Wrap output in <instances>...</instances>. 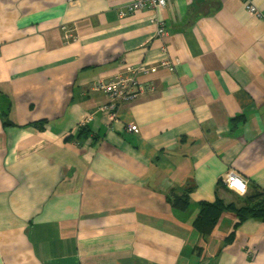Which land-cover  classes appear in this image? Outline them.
Returning <instances> with one entry per match:
<instances>
[{"label":"crops","instance_id":"1","mask_svg":"<svg viewBox=\"0 0 264 264\" xmlns=\"http://www.w3.org/2000/svg\"><path fill=\"white\" fill-rule=\"evenodd\" d=\"M131 1L0 0V113L8 102L13 124L0 119V264H264V223L234 229L224 213L207 237L192 227L199 202L243 196L231 173L264 192V0L260 18L242 0L118 17ZM163 59L175 71L140 76L154 92L110 126L96 80Z\"/></svg>","mask_w":264,"mask_h":264},{"label":"built area","instance_id":"2","mask_svg":"<svg viewBox=\"0 0 264 264\" xmlns=\"http://www.w3.org/2000/svg\"><path fill=\"white\" fill-rule=\"evenodd\" d=\"M174 0H134L128 3L125 8L118 12V17L124 18L135 12L146 8H162ZM249 14L260 18L261 14L256 10L252 0H242ZM64 42L74 41L73 25L62 27ZM157 35L163 39L164 44L175 45V41L168 37L164 24H160ZM164 52V48H161ZM177 61L163 59L159 63H139L137 65H125L122 70L118 71L111 77H99L93 85V90L102 96V104L99 106L100 112L106 117L110 126L119 123L118 110L122 104L130 103L142 93L146 92L140 86V76H150L158 72L172 74L175 71ZM153 87L148 91L153 92ZM93 119V115H87L79 119L78 128H85ZM128 133L138 134L139 128L136 124H128L125 127ZM228 189L237 192L240 195L245 194V184L231 173L226 178Z\"/></svg>","mask_w":264,"mask_h":264},{"label":"trees","instance_id":"3","mask_svg":"<svg viewBox=\"0 0 264 264\" xmlns=\"http://www.w3.org/2000/svg\"><path fill=\"white\" fill-rule=\"evenodd\" d=\"M142 87V85L140 84ZM145 88L146 92L148 88ZM154 88V87H153ZM154 92V89H153ZM9 103L7 102L5 108L0 113V119L3 126H12L13 124L8 119ZM47 121L39 120L28 124L37 129H42L46 125ZM82 129L85 128H80ZM133 134V133H132ZM136 135V134H134ZM193 140L191 139L189 143ZM191 188H186L174 203V209L176 211L184 212L190 203L189 193ZM197 215L192 221L193 229L201 234L203 237H207L211 234L212 230L218 223L219 219L224 213H232L235 216V223L233 228L236 229L242 222L247 219H252L264 223V192L254 184H249L246 187L245 194L236 202L227 203L221 199L217 193L213 202L201 201L197 205ZM233 234L227 238V242H231Z\"/></svg>","mask_w":264,"mask_h":264},{"label":"rangeland","instance_id":"4","mask_svg":"<svg viewBox=\"0 0 264 264\" xmlns=\"http://www.w3.org/2000/svg\"><path fill=\"white\" fill-rule=\"evenodd\" d=\"M245 191H246V186H245Z\"/></svg>","mask_w":264,"mask_h":264}]
</instances>
